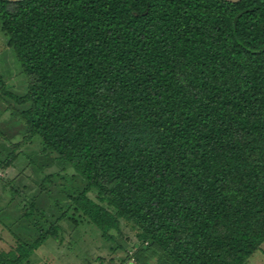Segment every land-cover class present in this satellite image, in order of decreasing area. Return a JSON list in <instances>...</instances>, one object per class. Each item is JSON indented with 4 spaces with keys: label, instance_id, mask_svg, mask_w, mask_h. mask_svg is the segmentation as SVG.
Segmentation results:
<instances>
[{
    "label": "trees",
    "instance_id": "16d2710c",
    "mask_svg": "<svg viewBox=\"0 0 264 264\" xmlns=\"http://www.w3.org/2000/svg\"><path fill=\"white\" fill-rule=\"evenodd\" d=\"M0 30L28 77L2 91L26 106L12 117L85 183L65 207L107 241L124 221L138 261L248 264L264 243V0H0ZM66 215L16 233L0 264L60 240Z\"/></svg>",
    "mask_w": 264,
    "mask_h": 264
},
{
    "label": "rangeland",
    "instance_id": "374dc122",
    "mask_svg": "<svg viewBox=\"0 0 264 264\" xmlns=\"http://www.w3.org/2000/svg\"><path fill=\"white\" fill-rule=\"evenodd\" d=\"M0 72L6 84L4 88L0 86V251L15 248L16 233L33 236L35 229L31 226L46 229L65 212L61 239L48 240L23 264H164L159 255H144L142 261L137 260L138 242L124 221L121 231H113L114 239L107 241L97 227L65 207L66 195L82 190L85 183L69 165L41 152V138L35 136L32 141L26 138L25 127L12 117L13 110L26 106L14 104L2 91L25 94L28 77L1 30ZM12 151L17 159L5 172L3 164ZM89 196L96 199L97 194L91 191ZM26 212H32L33 218L24 222ZM71 215L78 219L77 226L67 219ZM248 264H264V243Z\"/></svg>",
    "mask_w": 264,
    "mask_h": 264
},
{
    "label": "water",
    "instance_id": "95a60500",
    "mask_svg": "<svg viewBox=\"0 0 264 264\" xmlns=\"http://www.w3.org/2000/svg\"><path fill=\"white\" fill-rule=\"evenodd\" d=\"M13 1H18V0H13ZM229 1H234L235 2V1H239V0H229Z\"/></svg>",
    "mask_w": 264,
    "mask_h": 264
}]
</instances>
